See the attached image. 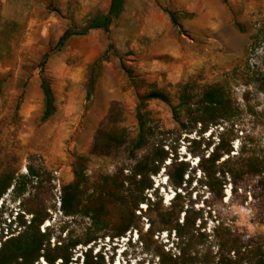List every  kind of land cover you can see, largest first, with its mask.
<instances>
[{
	"label": "rangeland",
	"instance_id": "1",
	"mask_svg": "<svg viewBox=\"0 0 264 264\" xmlns=\"http://www.w3.org/2000/svg\"><path fill=\"white\" fill-rule=\"evenodd\" d=\"M74 3L61 1L60 7L47 0L33 11L30 4L26 16L0 6V181L4 176L28 177L30 170L40 174L34 179L30 176L32 182L22 195L13 190L15 180L0 198V245L11 232L17 235L21 230L14 221L17 213L28 221L32 218L27 210L37 211L40 218L46 216L40 229L52 230V247L59 240L83 237L91 218L67 217L61 211L63 188L77 181L78 207L101 210L108 232L114 233L127 221V213L108 192L127 194L137 187L129 180L122 189L117 180L107 179L130 177L139 161L163 146L169 158L159 174L150 176L157 195L146 191L156 205L148 212L146 205L140 206L143 212L135 211L133 227L124 237L106 236L91 244L93 256H101L103 264H161L159 254L179 255L178 237L173 230L163 231L157 222L162 210L158 195L167 207L174 193L165 166L175 156L178 162L189 164L192 183L183 186L182 195L186 196L185 209L195 220L190 231L202 235L197 248L200 255L209 257L211 264H230L249 253L250 264H256L264 255L263 176L236 174L232 178L228 170L237 172L239 162L253 156L264 163V0H226L218 20L192 27L183 13L175 12L177 25L171 21L173 28L164 41L162 35L154 44L143 39L139 51L128 50L129 46L113 41L114 35L105 32L70 38L59 48L57 43L67 28L81 29L88 22L77 18ZM157 43L159 49L151 50ZM42 64L56 106L47 121L42 120ZM91 78L95 85L87 101ZM186 83L198 93L207 86L223 88L237 115L201 137L196 133L199 128L192 133L182 130L171 106L180 103V88ZM153 90L166 93L171 104L157 100L147 104L151 131L145 146L132 156L129 151L139 131V97ZM221 135L234 151L230 163L225 164L229 156L224 155L217 166L224 180L222 199L203 185L199 159L192 154L207 158ZM230 231L241 248L239 257L228 248L218 250V240ZM90 246L74 251L78 264ZM39 264H45L44 259Z\"/></svg>",
	"mask_w": 264,
	"mask_h": 264
},
{
	"label": "trees",
	"instance_id": "2",
	"mask_svg": "<svg viewBox=\"0 0 264 264\" xmlns=\"http://www.w3.org/2000/svg\"><path fill=\"white\" fill-rule=\"evenodd\" d=\"M126 0H111L109 11L105 15H98L92 19H89L84 27L81 29L68 28L60 37L57 46L59 48L66 45L68 40L73 37H85L92 30H101L104 32H110L115 21L121 16L124 11ZM171 17L173 24L177 25L175 12L167 11ZM47 56V54H46ZM41 74V90L44 96V112L43 121L49 120L56 112L55 96L51 86L50 80L44 74V64L40 67ZM95 85L94 78L90 79L89 90L87 92V101H90ZM160 101L166 104H171L169 96L161 91L153 90L149 93L139 97V103L136 107V117L139 124V131L135 143L132 145L129 153L134 156L135 153L142 149L147 141V137L151 129L148 127L147 112L145 111L147 104L150 101ZM180 103L176 106H171L172 116L174 121L181 127L182 130L192 133L197 130L196 133L200 137L207 133L211 127H217L222 121H230L238 113V110L234 106L233 100L225 92V90L218 86H207L203 88L199 93L195 92V88L186 83L180 88ZM110 140V138H109ZM114 140V139H112ZM201 140V138H200ZM194 141V139H193ZM117 142V141H114ZM196 142V141H194ZM209 146V144H208ZM155 152L139 161L132 169L130 177L108 178L107 180H117L119 188H125V182L132 180L131 185L137 188L132 191L129 189V193L122 194L114 191H109L108 194L125 207L127 221L122 223L119 227L113 229L114 233L108 232V225L101 218V210L97 208H87L82 210L79 206V193L77 188L80 186L79 182L74 183L68 187H64V193L61 198V211L67 217L75 215H83L84 217L91 218L92 224L83 235L77 239L69 238L66 242L58 241L54 247L51 245V239L53 237L52 230L47 227L42 232L40 227L46 220V216L40 218L37 211L27 210V214L32 218L28 221L25 219V215L17 213V227L21 230L17 235L11 232V237L7 238L0 245V264H39L40 259H44L45 264H78L79 257H75L74 251L78 246H90L95 244L99 239L109 236L110 238L124 237L127 232L133 227L132 216H135V211L143 209L140 207L146 205V212L151 211L152 207L156 204L152 203L151 197L147 195L146 191L154 190L157 195V189H154V183L151 181L150 176H156L160 173L165 161L169 158L167 152L164 151L163 146H158L154 149ZM234 152L231 144H227L224 137L221 135L217 144H214L212 152L208 157L205 155L202 157L193 152L194 157L199 159V168L203 173V185L209 190V192L216 198L222 199L223 197V182L220 178L218 163L224 155H228V161L225 159V164L231 162V153ZM240 170L237 172L230 168L228 170L232 178L236 174L239 176L245 174H256L263 176L262 183L264 184V163L260 159L246 158L240 162ZM189 164L187 162L180 161L173 156L168 166H165V172L167 173V181L173 189V194L169 199V205L165 207L164 198L159 197V205L162 210L157 214V222L162 226V230L174 231L175 236L178 237V247L180 249L179 255L175 254H159L161 264H211L209 257L201 256L197 248L201 244L198 240L202 236L196 235L195 231H190L195 224V220L186 207V196H183L184 185H190L192 183L191 176L188 174ZM28 177L24 176L22 179L16 180L13 176H4L0 181V198L15 184L13 190L19 192L18 195H22L27 187V184L32 182L30 176L38 178L40 174L33 170H30ZM123 174V171H122ZM80 176V173L77 172ZM187 176V179H185ZM16 180V181H15ZM15 181V183H14ZM14 183V184H13ZM38 184V183H37ZM231 193V190H230ZM227 195V199H228ZM130 206H133L130 207ZM183 215V219L181 216ZM29 222V223H28ZM153 224L150 225L149 230ZM220 229V225L217 230ZM12 231L10 228L8 231ZM190 231V232H188ZM15 232V230H13ZM231 231L226 233L218 240V250L223 251L228 248V252H234L236 257H239L241 251L237 247V241L232 237ZM184 245V247H181ZM83 255L82 264H103V258L101 256H93V247L90 246L86 252L81 253ZM219 262H223V259L219 257ZM101 259V260H100ZM229 264V263H228ZM230 264H250V256L247 253L246 257H241L239 260H230ZM256 264H264V255H260Z\"/></svg>",
	"mask_w": 264,
	"mask_h": 264
},
{
	"label": "crops",
	"instance_id": "3",
	"mask_svg": "<svg viewBox=\"0 0 264 264\" xmlns=\"http://www.w3.org/2000/svg\"><path fill=\"white\" fill-rule=\"evenodd\" d=\"M61 1L66 0H53V3L60 6ZM232 2L237 3L238 0H229V3ZM1 3L3 10L9 8L14 13H24L26 16L31 11L28 8L30 4L34 7L32 11L40 10L47 0H0V6ZM223 3H226V0H126L123 13L115 21L110 32H105V34L114 35L113 41L129 46L128 50L139 51L143 39L148 44H154V41L161 35L163 41L167 37L168 31L173 28L167 11L183 13L184 19L188 20L187 26L192 27L196 24L200 25L201 21L218 20L221 15L220 11L223 10ZM110 5L111 0H75L73 11L77 18L89 20L98 15L107 14ZM90 32L104 33L101 30ZM158 45L160 44H155L151 50H158Z\"/></svg>",
	"mask_w": 264,
	"mask_h": 264
},
{
	"label": "bare ground",
	"instance_id": "4",
	"mask_svg": "<svg viewBox=\"0 0 264 264\" xmlns=\"http://www.w3.org/2000/svg\"><path fill=\"white\" fill-rule=\"evenodd\" d=\"M228 194H229V196H230V191H228Z\"/></svg>",
	"mask_w": 264,
	"mask_h": 264
}]
</instances>
